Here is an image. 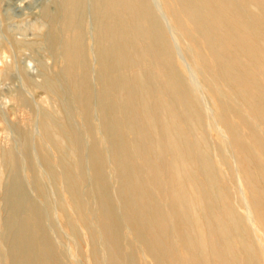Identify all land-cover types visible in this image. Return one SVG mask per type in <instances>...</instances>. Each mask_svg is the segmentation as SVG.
Returning <instances> with one entry per match:
<instances>
[{
	"label": "bare ground",
	"instance_id": "6f19581e",
	"mask_svg": "<svg viewBox=\"0 0 264 264\" xmlns=\"http://www.w3.org/2000/svg\"><path fill=\"white\" fill-rule=\"evenodd\" d=\"M26 9L0 264H264V0Z\"/></svg>",
	"mask_w": 264,
	"mask_h": 264
},
{
	"label": "rangeland",
	"instance_id": "374dc122",
	"mask_svg": "<svg viewBox=\"0 0 264 264\" xmlns=\"http://www.w3.org/2000/svg\"><path fill=\"white\" fill-rule=\"evenodd\" d=\"M31 2L32 0H0V42L7 44V39L10 37L20 41H36L45 34L47 28L43 19L35 10L30 11L26 9ZM10 9L16 10L17 13L7 19ZM13 54H16V56ZM16 57L17 61L15 60ZM46 62L48 65H52L53 63L48 57L46 58ZM15 64H20L24 67L26 72L34 77L37 82L41 81L38 67L30 51L26 49L16 51L9 48V45L7 47L6 45H0V152L2 149L8 148L14 141V124L21 117V113L14 110L13 99L6 93L15 82L6 78L5 69L7 66H14ZM1 158L0 154V168L2 166Z\"/></svg>",
	"mask_w": 264,
	"mask_h": 264
}]
</instances>
